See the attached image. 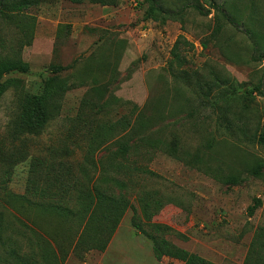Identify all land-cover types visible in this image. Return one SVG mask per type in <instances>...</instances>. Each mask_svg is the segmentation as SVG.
<instances>
[{
	"label": "rangeland",
	"instance_id": "374dc122",
	"mask_svg": "<svg viewBox=\"0 0 264 264\" xmlns=\"http://www.w3.org/2000/svg\"><path fill=\"white\" fill-rule=\"evenodd\" d=\"M105 1L114 5L42 0L27 11L34 23L31 40L21 50L28 71L4 76L7 89L0 98V133L19 114L24 95L40 92L52 66L71 65L62 74L71 87L63 95L60 115L48 128L38 137L17 141L9 188L16 194L24 192L30 160L46 145L63 137H70L75 147L83 145L86 128L73 129L68 118L75 115L92 84L104 86L103 99L112 100L105 112L97 114L98 122L130 117L132 107L155 102L162 114L156 126L160 135L178 138L185 149L198 152L221 170L199 169L159 151L144 158L132 156L127 165H140L153 175L135 172L126 193L130 203L143 223L169 228L166 237L177 246L214 264H243L254 234L264 230V170L258 177L245 172L256 161H264V147L251 143L237 129L217 131L212 121L202 120L208 112L187 117L188 108H178L184 99L173 98L176 86L165 67L173 43L183 35L193 44L190 66L230 76L242 84L240 92L252 89L251 112H244V122L252 121L251 134L255 123L264 122V0H157L174 13L188 4L208 13L202 15L189 6L164 24L159 15L156 21L146 16L145 0ZM13 21L11 15L0 13V56L11 41L19 40ZM256 86L259 91L253 90ZM114 149L111 143L106 147L107 153ZM74 160L70 162L81 161L82 154L77 152ZM230 173L244 180L237 185L220 180ZM82 176L91 177L92 172ZM255 198L261 205L249 215L247 208ZM19 215L48 233L65 231L57 219L36 209L26 208ZM131 215L127 210L112 233L75 236L65 245L63 264H182L169 258L156 261L151 241L136 232ZM11 264L18 260L13 258Z\"/></svg>",
	"mask_w": 264,
	"mask_h": 264
},
{
	"label": "trees",
	"instance_id": "16d2710c",
	"mask_svg": "<svg viewBox=\"0 0 264 264\" xmlns=\"http://www.w3.org/2000/svg\"><path fill=\"white\" fill-rule=\"evenodd\" d=\"M69 1L75 4L89 1L102 6L114 5V2L105 0ZM41 2L0 0V13L13 17L19 36V40L11 41L7 52L0 56V98L7 89V81L3 80L5 75L28 71L27 64L21 58V50L31 40L34 23L27 11ZM145 2L148 4L146 16L156 21L159 15L162 24L166 20H175L176 14H181L189 6L202 15H208L207 11H201L199 5L195 4L182 5L174 13L160 6L157 0ZM215 11L218 13L220 8H215ZM220 29L217 23L216 31ZM192 48V43L183 35H178L165 67L176 86L173 98L184 99L178 108H188L189 118H194L199 112H208L202 120L212 121L217 131L227 129L231 133L237 129L251 143L264 147V122L255 123L256 127L249 135L252 121L244 122L246 114L251 112L248 102L252 89L245 88L240 92L242 84L230 76L213 69L205 72L190 66L188 53ZM70 68L71 65L52 66L50 76L44 80L40 92L24 95L19 114L10 119L4 132L0 133V264H11L13 258L18 260V264H63L67 256L65 245L71 244L75 236L112 233L127 210L132 211L130 221L136 232L151 241L152 255L156 261L169 258L182 264H214L171 242L166 237L169 232L166 226L143 223L126 195L130 190L129 183L134 181L135 172L153 175L140 165H127L132 156L144 158L159 151L199 169L219 173L221 170L213 168L210 160L198 152L185 149L178 138L165 139L160 135L156 126L162 114L155 102H149L142 108L132 107L130 117L121 116L112 123L98 122L97 114L105 112L112 100L103 99L104 86L92 84L80 100L75 115L68 118L73 129L86 128L85 133H82L83 145L73 146L70 137L59 138L46 145L30 160L24 192L16 194L9 188L17 162V141L40 136L60 115L63 95L71 87L62 74ZM253 90L259 91V86ZM109 143L114 144L115 149L107 153ZM77 152L82 154V160L70 162L75 161ZM87 170L92 172L91 177L82 176ZM263 170L264 161H256L245 172L258 177ZM220 180L228 185H237L244 179L230 173L223 175ZM260 205L261 201L255 198L247 208L248 214L253 215ZM26 208L36 209L44 217L57 219L65 231L48 233L23 222L19 214ZM243 264H264V230L254 234Z\"/></svg>",
	"mask_w": 264,
	"mask_h": 264
}]
</instances>
